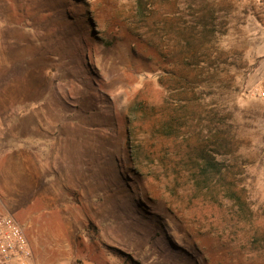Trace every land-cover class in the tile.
<instances>
[{
    "label": "rangeland",
    "instance_id": "374dc122",
    "mask_svg": "<svg viewBox=\"0 0 264 264\" xmlns=\"http://www.w3.org/2000/svg\"><path fill=\"white\" fill-rule=\"evenodd\" d=\"M145 1L0 0V215L35 264H264V6Z\"/></svg>",
    "mask_w": 264,
    "mask_h": 264
},
{
    "label": "built area",
    "instance_id": "2783aa9c",
    "mask_svg": "<svg viewBox=\"0 0 264 264\" xmlns=\"http://www.w3.org/2000/svg\"><path fill=\"white\" fill-rule=\"evenodd\" d=\"M264 6V0H259ZM264 85L258 96L264 99ZM0 264H35L26 230L12 215H0Z\"/></svg>",
    "mask_w": 264,
    "mask_h": 264
},
{
    "label": "trees",
    "instance_id": "16d2710c",
    "mask_svg": "<svg viewBox=\"0 0 264 264\" xmlns=\"http://www.w3.org/2000/svg\"><path fill=\"white\" fill-rule=\"evenodd\" d=\"M138 4L140 7L142 8H146L147 10H150V5L145 1V0H137ZM148 5V6H147ZM175 119H172L171 121L166 122L167 125L164 128V130H169V129H173L176 128L174 127V121ZM165 132V131H164ZM128 144H129V148L132 152L131 154V160L132 162L135 164H137V151L135 152V147H133V143L131 141V134L129 132V137H128ZM204 147V148H203ZM206 146L201 145L199 148H196V152H198L200 154L202 158V164H200V166L203 169L202 175L200 177V180L203 177H209V174L211 172H222V167H227V159L224 158L223 154L217 153V152H208L206 150Z\"/></svg>",
    "mask_w": 264,
    "mask_h": 264
},
{
    "label": "crops",
    "instance_id": "0c3cea01",
    "mask_svg": "<svg viewBox=\"0 0 264 264\" xmlns=\"http://www.w3.org/2000/svg\"><path fill=\"white\" fill-rule=\"evenodd\" d=\"M17 150H19V149H16V150H8V152L2 153L0 156L3 158L4 161H5L6 158H12V156L18 157L19 154L21 155V151L20 150L17 151ZM26 157H27V160H28V156H25V158ZM21 160L25 161L23 157H21L19 161H21ZM0 199H1V197H0ZM0 204L2 205V207H3L4 210H7L5 212H8L9 211L8 208L5 206V203L4 202H0ZM7 214H10V213H7Z\"/></svg>",
    "mask_w": 264,
    "mask_h": 264
}]
</instances>
